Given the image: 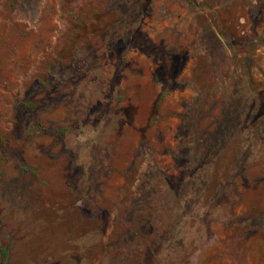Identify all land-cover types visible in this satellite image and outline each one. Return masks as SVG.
Here are the masks:
<instances>
[{"label": "rangeland", "instance_id": "obj_1", "mask_svg": "<svg viewBox=\"0 0 264 264\" xmlns=\"http://www.w3.org/2000/svg\"><path fill=\"white\" fill-rule=\"evenodd\" d=\"M0 264H264V0H0Z\"/></svg>", "mask_w": 264, "mask_h": 264}, {"label": "trees", "instance_id": "obj_2", "mask_svg": "<svg viewBox=\"0 0 264 264\" xmlns=\"http://www.w3.org/2000/svg\"><path fill=\"white\" fill-rule=\"evenodd\" d=\"M2 253H3L4 258H6V256H7V251H6V250H3Z\"/></svg>", "mask_w": 264, "mask_h": 264}]
</instances>
